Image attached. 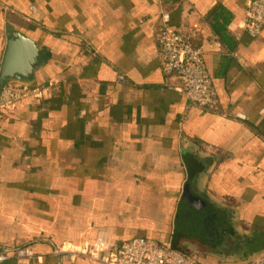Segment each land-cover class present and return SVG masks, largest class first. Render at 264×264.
<instances>
[{
	"label": "crops",
	"instance_id": "1",
	"mask_svg": "<svg viewBox=\"0 0 264 264\" xmlns=\"http://www.w3.org/2000/svg\"><path fill=\"white\" fill-rule=\"evenodd\" d=\"M246 2L0 0V63L7 23L45 60L0 110V255L96 264L86 251L145 238L199 264H264V27L243 31ZM163 13L201 48L215 111L163 72ZM185 187L213 210L218 240L175 230Z\"/></svg>",
	"mask_w": 264,
	"mask_h": 264
},
{
	"label": "built area",
	"instance_id": "2",
	"mask_svg": "<svg viewBox=\"0 0 264 264\" xmlns=\"http://www.w3.org/2000/svg\"><path fill=\"white\" fill-rule=\"evenodd\" d=\"M263 27L264 0H247L243 31L251 37H257ZM154 40L163 72L174 75L179 81L175 91L196 107L215 111L217 101L212 78L206 68L202 50L195 45L193 38L172 29L168 14L163 13ZM29 94V87L25 85L4 86L0 92V110L11 109ZM86 255L96 264H199L195 257L145 238H134L113 246L98 257H94L90 250L86 251ZM8 257L13 258L16 264H29L33 251L30 248H21L10 255H0V264Z\"/></svg>",
	"mask_w": 264,
	"mask_h": 264
},
{
	"label": "water",
	"instance_id": "3",
	"mask_svg": "<svg viewBox=\"0 0 264 264\" xmlns=\"http://www.w3.org/2000/svg\"><path fill=\"white\" fill-rule=\"evenodd\" d=\"M37 44L17 31L13 25H5V48L0 63V92L8 84L31 86L36 72L45 65ZM174 228L185 238L201 237L206 241L218 240L222 235L219 221L213 210L191 195L184 188L174 216Z\"/></svg>",
	"mask_w": 264,
	"mask_h": 264
},
{
	"label": "trees",
	"instance_id": "4",
	"mask_svg": "<svg viewBox=\"0 0 264 264\" xmlns=\"http://www.w3.org/2000/svg\"><path fill=\"white\" fill-rule=\"evenodd\" d=\"M171 248H172L173 250L178 251V252H181V253H183V254H185V255L195 257V255H192V253H186V252H183V250L176 248L175 245H172ZM195 258H196V257H195Z\"/></svg>",
	"mask_w": 264,
	"mask_h": 264
}]
</instances>
